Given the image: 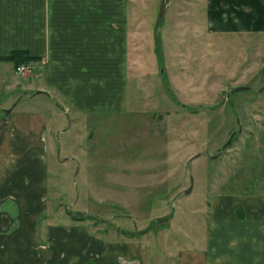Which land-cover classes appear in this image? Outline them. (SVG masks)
Listing matches in <instances>:
<instances>
[{"label": "rangeland", "instance_id": "374dc122", "mask_svg": "<svg viewBox=\"0 0 264 264\" xmlns=\"http://www.w3.org/2000/svg\"><path fill=\"white\" fill-rule=\"evenodd\" d=\"M123 1L146 22L132 24L128 107L86 128L52 118L50 203L116 235L172 213L146 232L168 263L201 237L215 181L237 192L264 177V37L209 34L202 0ZM12 78L30 95L32 78Z\"/></svg>", "mask_w": 264, "mask_h": 264}, {"label": "crops", "instance_id": "0c3cea01", "mask_svg": "<svg viewBox=\"0 0 264 264\" xmlns=\"http://www.w3.org/2000/svg\"><path fill=\"white\" fill-rule=\"evenodd\" d=\"M123 3L0 0V58L15 50L39 58L21 96L12 74L20 76L0 60V264H264V177L237 192L215 181L201 237L168 263L161 250L148 252L147 230L100 231L51 205L48 138L61 133L52 118L86 128L128 107L132 24L146 22ZM201 4L209 34L264 37V0Z\"/></svg>", "mask_w": 264, "mask_h": 264}, {"label": "trees", "instance_id": "16d2710c", "mask_svg": "<svg viewBox=\"0 0 264 264\" xmlns=\"http://www.w3.org/2000/svg\"><path fill=\"white\" fill-rule=\"evenodd\" d=\"M1 61H7L13 64L14 70L20 66H28L29 63L36 62L39 60L37 57L31 56L27 51L15 50L9 53L8 56L0 58ZM76 220L81 221L84 218L96 220V217L92 215L77 214L73 216Z\"/></svg>", "mask_w": 264, "mask_h": 264}, {"label": "water", "instance_id": "95a60500", "mask_svg": "<svg viewBox=\"0 0 264 264\" xmlns=\"http://www.w3.org/2000/svg\"><path fill=\"white\" fill-rule=\"evenodd\" d=\"M118 1H119V0H118ZM243 90H247V88H238V89L233 90L232 93H234V92H239V91H243ZM9 113H10L9 110L5 112V114H9ZM189 192H190V189L187 190V191H185V194H188ZM171 217H172V213L169 214V215H167V216H165V217H162V218H159V219H157V220H154L153 222H151V224L149 225V227H148L147 230L150 229V227L153 225V223H155V222H161V221H164V220L170 219Z\"/></svg>", "mask_w": 264, "mask_h": 264}, {"label": "built area", "instance_id": "2783aa9c", "mask_svg": "<svg viewBox=\"0 0 264 264\" xmlns=\"http://www.w3.org/2000/svg\"><path fill=\"white\" fill-rule=\"evenodd\" d=\"M31 69L29 68V66H20L15 70V74L18 76H26V74H30Z\"/></svg>", "mask_w": 264, "mask_h": 264}]
</instances>
